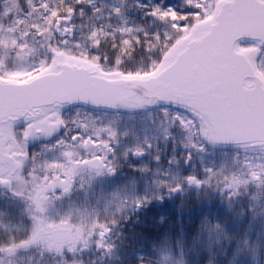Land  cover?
Here are the masks:
<instances>
[{
    "label": "snow or ice",
    "instance_id": "snow-or-ice-1",
    "mask_svg": "<svg viewBox=\"0 0 264 264\" xmlns=\"http://www.w3.org/2000/svg\"><path fill=\"white\" fill-rule=\"evenodd\" d=\"M0 264H264V0H0Z\"/></svg>",
    "mask_w": 264,
    "mask_h": 264
}]
</instances>
